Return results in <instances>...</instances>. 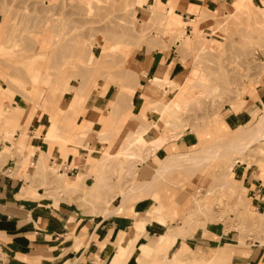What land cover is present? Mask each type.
Masks as SVG:
<instances>
[{
    "label": "rangeland",
    "instance_id": "374dc122",
    "mask_svg": "<svg viewBox=\"0 0 264 264\" xmlns=\"http://www.w3.org/2000/svg\"><path fill=\"white\" fill-rule=\"evenodd\" d=\"M137 1L0 0V97L5 94L22 107L46 113L49 126L53 123L58 130L53 138H45L51 148L60 144L67 152L72 147L83 153L91 174L82 181L94 184L82 200L83 209H90L87 213L134 217L126 206L152 199L178 209L169 227H179L185 234L180 238L193 237L195 227L198 231L221 224L241 246L248 240L264 244V207L253 201L247 183L253 175L264 187V142L253 143L241 154L205 153L220 143L219 136L225 144L245 128L253 134L261 126L264 98L257 93L264 91V8L253 0H217L223 9L204 12L185 25L174 12L168 15L157 5L149 8V18L139 17ZM245 3L251 11L240 9ZM189 25L192 33H187ZM165 40L186 64L167 93L161 90L158 103L148 101V117L137 118L132 96L142 89V77L135 59L138 53L156 52ZM106 84L115 88V96L109 112L102 113L103 125L92 127L89 119L78 124ZM174 103L178 128L164 113ZM231 115L238 116L239 123L229 130L224 126ZM146 130L149 138L157 135L154 139L168 144L152 152ZM14 134L13 129L0 131L16 148ZM188 134L197 139L196 145L180 146ZM197 152L211 160L192 162ZM172 168L154 181L160 170ZM224 168L226 176L233 171L230 184L220 176ZM50 170L57 176L50 166L39 173ZM147 183L153 188L129 194Z\"/></svg>",
    "mask_w": 264,
    "mask_h": 264
},
{
    "label": "crops",
    "instance_id": "0c3cea01",
    "mask_svg": "<svg viewBox=\"0 0 264 264\" xmlns=\"http://www.w3.org/2000/svg\"><path fill=\"white\" fill-rule=\"evenodd\" d=\"M123 1L117 0L124 4ZM141 1L143 6L135 10L139 17L149 18V8L157 5L160 10L165 7L168 15L173 9L174 14L188 24L204 12L224 8L217 0ZM229 1L235 0L224 2ZM253 3L264 8V0H253ZM187 30L192 33L190 25ZM159 46L151 55L144 51L135 59L144 89H138L132 96L133 113L137 118L148 117V101L156 102L161 90L166 92L186 64L168 40ZM148 79H151L150 86L144 88ZM107 85H103V94L97 96L87 117L80 118L78 124L89 119L92 127L103 125L102 113L109 112L115 96V88ZM257 97L263 99L264 91H258ZM238 120L235 115L226 117L224 128L233 129ZM49 125L46 113L22 107L12 97H0V131L3 128L15 130L13 138L17 142L14 148L0 136V264H264V244L248 240L246 246H241L236 235L227 232L221 224L198 231L195 227L190 233L193 237L180 238L185 237L184 232L179 231V227H169L170 221L178 216L174 205L167 207L152 199H140L133 207L126 206L132 209L134 217L87 213L90 209H83L82 200L94 184L91 185L89 179L82 181V176H90L91 164L81 151L72 147L68 152L60 144L51 148L45 140ZM189 136L183 137L180 146L196 145L197 139ZM5 150L7 153L3 155ZM48 166L56 170L57 176L51 170L49 174L39 173ZM225 172L224 168L221 178ZM57 177H63L62 186L56 185L61 182ZM261 177L264 179L263 175ZM247 183L253 201L262 209L263 185L253 175L248 176ZM147 184L146 189L153 188L152 183ZM197 206L201 207V203ZM168 242L173 245L166 249Z\"/></svg>",
    "mask_w": 264,
    "mask_h": 264
},
{
    "label": "bare ground",
    "instance_id": "6f19581e",
    "mask_svg": "<svg viewBox=\"0 0 264 264\" xmlns=\"http://www.w3.org/2000/svg\"><path fill=\"white\" fill-rule=\"evenodd\" d=\"M247 2V1H246ZM244 3V2H243ZM248 3V2H247ZM247 3H245L246 5H243V4H241V6H242V8H240L241 10L244 8L245 9V7H247L250 11H251V9H250V7H248L247 6ZM137 4H138V6H143V4H142V1L141 0H138L137 1ZM249 4V3H248ZM170 9V8H169ZM153 10V9H152ZM171 12H174L173 11V9H171L170 10ZM249 11V12H250ZM253 11V10H252ZM245 13V12H244ZM247 13V12H246ZM261 16H262V18H264V11L261 13ZM261 16H258V17H261ZM257 17V18H258ZM53 23V22H52ZM52 25V24H51ZM185 25H188V23H186L185 22ZM188 27V26H187ZM9 37H11V36H9ZM54 38V37H53ZM8 42V41H7ZM4 45V44H3ZM75 46V45H74ZM186 48V47H185ZM73 49V48H72ZM73 53V52H72ZM62 54V53H61ZM111 55V54H110ZM104 56V55H103ZM103 58H105V57H103ZM102 58V59H103ZM112 59V58H111ZM101 60V59H100ZM106 59H104L103 61H102V63H104V61H105ZM101 62V61H100ZM64 64H66V63H64ZM68 64V63H67ZM81 66V65H80ZM81 69H83V68H81ZM82 71V70H81ZM97 71V70H96ZM72 72V71H71ZM74 72V71H73ZM83 72V71H82ZM81 72V73H82ZM102 73V72H101ZM103 74V73H102ZM97 75V74H96ZM72 76H73V74H72ZM84 76V75H83ZM97 76H99V75H97ZM74 77V76H73ZM93 78H94V76H93ZM83 83V82H82ZM139 83V82H138ZM155 84V83H154ZM139 88V87H138ZM163 88H164V86H163ZM164 89H162V91H163ZM166 93V92H165ZM1 95H3V98H4V96H6L5 94H1ZM176 97H178V96H176ZM176 105V103H174V106L173 105H166L167 107H165L164 108V113L165 114H167L168 116H170L172 119L170 120V121H172V123H171V125L173 126V127H177V123H176V120H178V118H177V116H176V112H175V110H177V106H175ZM169 117V118H170ZM261 119V121H260V123H261V126L260 125H258L257 126V130L256 131H254L253 132V134H252V131H251V129H247V128H245L240 134H239V136L238 137H235V140L234 141H232V142H227V143H225V144H223L222 142L224 141L223 140V137L222 136H219L218 137V139H219V142L220 143H218L217 145L215 144V146H212V147H210V148H208V150L207 151H205V153L206 152H211V150H213V151H215V152H217V155H221V154H223V153H225L226 155L228 154V153H233V152H235V153H239V154H241V153H245L249 148H251V146H252V144L253 143H256V142H264V131H263V128H262V125H264V116L262 117V118H260ZM56 127H55V125H53V123H52V125L48 128V130H47V134H46V136H45V138H48V137H54L55 135H57L58 133H57V131L58 130H56L55 129ZM178 128V127H177ZM145 136L144 137H148L150 134H149V131L148 130H146L145 132ZM56 139V138H55ZM148 142H149V145H150V147H151V150L153 149L154 151H158V150H160L162 147H163V145H164V141L162 140V139H154V138H149L148 137ZM153 151V152H154ZM155 153V152H154ZM203 152H197V153H195L196 154V156L195 157H197L196 159H191L192 160V162H196V160L198 159L199 161H202L203 163H208L210 160H211V158H209L208 156H200L201 154H202ZM128 157L130 158V159H133V157H134V155L133 154H131V155H128ZM174 157V156H173ZM239 163V162H238ZM240 164V163H239ZM169 169H165V170H160L158 173H157V176L156 177H162V176H164V174H166V172L168 171ZM231 170H232V167L231 168H229V170L228 171H230L231 172ZM231 175V174H230ZM155 177V178H156ZM155 178H154V181H155ZM223 178V181L224 182H228L227 184H229V176L227 175H225L224 177H222ZM160 179V178H159ZM153 184V183H152ZM148 186V184H145V185H142V186H140V187H137L136 189H134L133 191H130V195H134V194H136V193H138L140 190H142V188L144 189V188H146ZM198 208V207H197ZM174 236H176V233L173 231V232H171ZM165 239H167V238H163V240H165ZM172 241H173V239H172ZM171 243H173V242H171ZM171 243L170 242H168V244L166 245V249H168V248H170L171 247ZM165 249V250H166ZM221 255V254H220ZM200 264V263H199ZM212 264V263H211Z\"/></svg>",
    "mask_w": 264,
    "mask_h": 264
}]
</instances>
